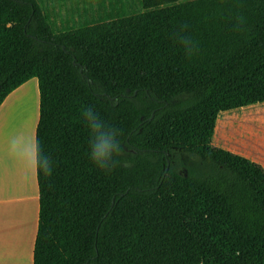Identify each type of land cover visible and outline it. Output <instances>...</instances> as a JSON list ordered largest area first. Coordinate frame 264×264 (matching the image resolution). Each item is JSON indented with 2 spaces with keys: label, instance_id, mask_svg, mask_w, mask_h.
<instances>
[{
  "label": "trees",
  "instance_id": "1",
  "mask_svg": "<svg viewBox=\"0 0 264 264\" xmlns=\"http://www.w3.org/2000/svg\"><path fill=\"white\" fill-rule=\"evenodd\" d=\"M95 1L74 27L0 0V107L38 79L53 163L34 264H264V167L213 144L220 113L264 104V0ZM84 106L121 132L111 171Z\"/></svg>",
  "mask_w": 264,
  "mask_h": 264
},
{
  "label": "crops",
  "instance_id": "2",
  "mask_svg": "<svg viewBox=\"0 0 264 264\" xmlns=\"http://www.w3.org/2000/svg\"><path fill=\"white\" fill-rule=\"evenodd\" d=\"M21 100L24 103L31 100L32 103L28 106V101L22 107ZM18 108L22 110L18 112ZM221 114L216 123L213 144ZM39 120V81L33 78L10 94L0 107V264H34L40 214L38 177L37 173L29 172L7 153L6 143L12 135L36 136ZM12 246L18 247L14 258ZM23 247L27 248L25 258Z\"/></svg>",
  "mask_w": 264,
  "mask_h": 264
},
{
  "label": "rangeland",
  "instance_id": "3",
  "mask_svg": "<svg viewBox=\"0 0 264 264\" xmlns=\"http://www.w3.org/2000/svg\"><path fill=\"white\" fill-rule=\"evenodd\" d=\"M43 1L51 9L52 16L57 17L58 22L70 21V25L74 27H77L75 23L80 19L89 18L95 13L98 5L95 0ZM21 102L23 101L21 100ZM26 102L28 101L23 102L22 107ZM214 145L235 154L246 156L264 166V104L222 113L219 118ZM10 248L14 258L18 247L12 246ZM25 255H27V248L23 247L24 258Z\"/></svg>",
  "mask_w": 264,
  "mask_h": 264
},
{
  "label": "clouds",
  "instance_id": "4",
  "mask_svg": "<svg viewBox=\"0 0 264 264\" xmlns=\"http://www.w3.org/2000/svg\"><path fill=\"white\" fill-rule=\"evenodd\" d=\"M176 37L188 57H192L198 50L195 42L183 34V30L176 33ZM82 116L90 132L89 159L101 171H111L117 164L121 132L115 126L105 121L92 106L82 108ZM6 151L15 158L29 172H43L46 177L53 173V163L45 155L35 135H12L6 143Z\"/></svg>",
  "mask_w": 264,
  "mask_h": 264
},
{
  "label": "bare ground",
  "instance_id": "5",
  "mask_svg": "<svg viewBox=\"0 0 264 264\" xmlns=\"http://www.w3.org/2000/svg\"><path fill=\"white\" fill-rule=\"evenodd\" d=\"M27 101H29V102H30V103H29V102H28V103L26 102V103L28 104V106H29V104H31V103H32V101H31V100H27ZM27 104H25V105H27ZM22 109H25V108H22ZM22 109H21V110H22ZM21 110H19V108H18V110H17V111L19 112V111H21ZM16 113H17V112H15L13 115H15Z\"/></svg>",
  "mask_w": 264,
  "mask_h": 264
},
{
  "label": "water",
  "instance_id": "6",
  "mask_svg": "<svg viewBox=\"0 0 264 264\" xmlns=\"http://www.w3.org/2000/svg\"><path fill=\"white\" fill-rule=\"evenodd\" d=\"M81 72H82V69H81Z\"/></svg>",
  "mask_w": 264,
  "mask_h": 264
}]
</instances>
